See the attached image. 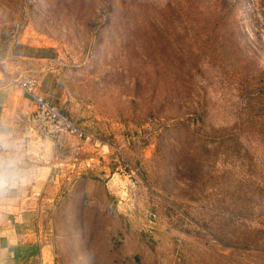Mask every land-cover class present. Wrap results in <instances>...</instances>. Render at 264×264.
Listing matches in <instances>:
<instances>
[{"label": "rangeland", "instance_id": "1", "mask_svg": "<svg viewBox=\"0 0 264 264\" xmlns=\"http://www.w3.org/2000/svg\"><path fill=\"white\" fill-rule=\"evenodd\" d=\"M30 78L85 136L24 264H264V0H0V86Z\"/></svg>", "mask_w": 264, "mask_h": 264}, {"label": "crops", "instance_id": "2", "mask_svg": "<svg viewBox=\"0 0 264 264\" xmlns=\"http://www.w3.org/2000/svg\"><path fill=\"white\" fill-rule=\"evenodd\" d=\"M19 83L0 86V264H24L42 253L30 207L33 193L50 181L53 151L60 145L27 121L36 103Z\"/></svg>", "mask_w": 264, "mask_h": 264}, {"label": "built area", "instance_id": "3", "mask_svg": "<svg viewBox=\"0 0 264 264\" xmlns=\"http://www.w3.org/2000/svg\"><path fill=\"white\" fill-rule=\"evenodd\" d=\"M24 93L34 99L36 109L27 115V121L32 127L47 137L59 140L65 134L85 136L66 114L60 111L45 97L39 95V84L34 78L19 83Z\"/></svg>", "mask_w": 264, "mask_h": 264}, {"label": "trees", "instance_id": "4", "mask_svg": "<svg viewBox=\"0 0 264 264\" xmlns=\"http://www.w3.org/2000/svg\"><path fill=\"white\" fill-rule=\"evenodd\" d=\"M30 57H35V58H55L56 57V53L54 51V49L52 48H48V49H39L37 51V53L34 54H30ZM168 103L171 105L172 101H168ZM64 113V112H63ZM65 114V113H64ZM188 114V113H187ZM186 113H183L182 116H179L178 119L181 120L179 121L180 123L176 124V125H184L183 124V119L185 118V116H187ZM68 116V115H67ZM188 153V152H187ZM185 159H182V161H184Z\"/></svg>", "mask_w": 264, "mask_h": 264}]
</instances>
